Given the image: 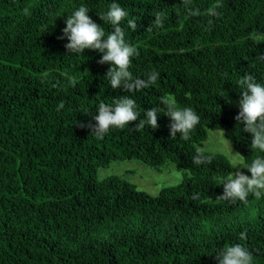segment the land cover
Here are the masks:
<instances>
[{
	"label": "trees",
	"instance_id": "trees-1",
	"mask_svg": "<svg viewBox=\"0 0 264 264\" xmlns=\"http://www.w3.org/2000/svg\"><path fill=\"white\" fill-rule=\"evenodd\" d=\"M112 2L0 0V264H215L211 252L233 243L264 264V194L204 203L236 169L198 147L219 129L245 162L264 158L251 142L264 128L243 131L232 102L245 74L264 81V0H116L138 25H122L139 53L133 75L160 72L133 94L138 111L161 98L193 108L200 122L187 139L170 137L163 114L155 130L132 121L102 139L82 126L125 90L106 86L100 53L66 55L58 37L74 8L90 7L102 24L98 11ZM157 13L161 28L152 27ZM195 156L205 162L194 165ZM128 159L188 172L158 195L118 175L98 178L100 167Z\"/></svg>",
	"mask_w": 264,
	"mask_h": 264
},
{
	"label": "clouds",
	"instance_id": "clouds-1",
	"mask_svg": "<svg viewBox=\"0 0 264 264\" xmlns=\"http://www.w3.org/2000/svg\"><path fill=\"white\" fill-rule=\"evenodd\" d=\"M89 9L90 7L81 4L68 13L64 21L66 26L61 29L58 38L67 40L64 44L66 55L82 56L86 49L100 53L97 62L109 64V69L103 77L107 80L106 86L112 89L122 87L125 94L113 99L111 103H98L94 111L95 115H92L91 119L82 126L90 128V133L95 138L102 139L111 130H123L129 127L132 121H137L135 128L147 127L155 130L159 127L158 115L163 114L170 119V137L176 139L179 133V137L187 139L190 131L200 122V116L193 108L178 107L171 100L161 98L156 106L145 109L143 115L138 111L133 94L155 86L160 72L149 71L144 76H134L131 71L133 59L139 53L138 49L127 41L122 25L126 23L128 29L135 31L138 27L136 20L128 19L127 10L113 0L106 11H98L102 24L110 26V31L106 34L102 24L96 23L88 14ZM154 17L152 27H163L164 19L161 14L157 13ZM260 59L264 61V55H261ZM239 83L243 88L240 91L239 110L234 119L242 126L243 131L253 133L257 127L264 128V81H258L252 74H245ZM81 111L85 115L90 112L87 109ZM251 142L264 152V138L253 135ZM241 156L234 155L233 169L242 167L250 175L240 170L231 172V175L223 177L217 184L223 186L222 193L215 199L209 197L208 201H203L204 203L246 202L250 194L257 197L264 194V158L257 157L247 163L241 159ZM192 162L199 166L205 162V159L195 156ZM193 199L196 197L194 196ZM243 238L242 233L241 239ZM210 255H213L215 264H252L251 253L240 243L220 247L213 250Z\"/></svg>",
	"mask_w": 264,
	"mask_h": 264
},
{
	"label": "rangeland",
	"instance_id": "rangeland-1",
	"mask_svg": "<svg viewBox=\"0 0 264 264\" xmlns=\"http://www.w3.org/2000/svg\"><path fill=\"white\" fill-rule=\"evenodd\" d=\"M239 99L240 98L236 97L232 98V102L238 107ZM198 147L204 151L221 153L225 155L232 164L234 155L241 156L225 137L224 131L219 129L208 128L206 140ZM241 159L244 161L242 156ZM236 170L243 171L250 175L247 173V170L242 167L238 166ZM187 172L188 170L177 168L176 164L172 161H168L159 168H155L143 161L128 159L115 160L112 161L108 167H100L98 170V178L103 179L110 175H118L123 179L136 184L140 190L152 195H158L164 187L181 183Z\"/></svg>",
	"mask_w": 264,
	"mask_h": 264
}]
</instances>
